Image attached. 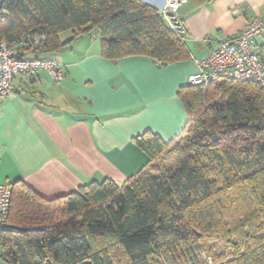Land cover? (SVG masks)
<instances>
[{"label":"trees","instance_id":"1","mask_svg":"<svg viewBox=\"0 0 264 264\" xmlns=\"http://www.w3.org/2000/svg\"><path fill=\"white\" fill-rule=\"evenodd\" d=\"M31 30L47 33L42 50L53 52L97 31L105 59L144 55L165 65L190 57L183 34L143 0H0V40ZM178 95L184 131L170 142L152 131L137 136L148 162L123 186L93 180L48 199L12 183L0 226L5 263L161 264L164 251L198 252L220 236L234 250L228 264H264V88L220 80ZM164 154L177 155V166L162 170Z\"/></svg>","mask_w":264,"mask_h":264},{"label":"crops","instance_id":"2","mask_svg":"<svg viewBox=\"0 0 264 264\" xmlns=\"http://www.w3.org/2000/svg\"><path fill=\"white\" fill-rule=\"evenodd\" d=\"M263 13L264 0H189L179 15L190 57L165 65L144 55L105 59L97 31L59 51L26 52L59 62L65 77L56 84L40 70L13 79L0 103V184L22 180L48 199L93 180L123 186L148 162L134 139L146 131L178 138L188 122L178 92L198 62Z\"/></svg>","mask_w":264,"mask_h":264},{"label":"built area","instance_id":"3","mask_svg":"<svg viewBox=\"0 0 264 264\" xmlns=\"http://www.w3.org/2000/svg\"><path fill=\"white\" fill-rule=\"evenodd\" d=\"M188 1L164 0L158 9L169 28L178 35L185 30L179 11ZM47 39V33L31 30L11 44L0 40V103L13 88V79L19 74L34 75L46 70L54 83L58 84L64 79L65 73L59 62L26 59L23 56L26 52L42 51ZM198 67V72L189 76V85L233 80L256 83L264 88V13L249 21L241 33L223 39L198 62ZM12 195L11 183L0 184V226L8 222Z\"/></svg>","mask_w":264,"mask_h":264},{"label":"rangeland","instance_id":"4","mask_svg":"<svg viewBox=\"0 0 264 264\" xmlns=\"http://www.w3.org/2000/svg\"><path fill=\"white\" fill-rule=\"evenodd\" d=\"M69 34L70 32H67V35ZM98 38L100 37L98 36ZM178 159L177 155L164 154L156 163L160 165L162 170H170L177 166ZM200 244L201 249L198 252H192V248L179 249L174 254L166 251L162 252L161 264H228L233 259L234 250L220 236L214 237L205 245ZM2 252L3 250L0 246V254ZM0 264H6L1 257Z\"/></svg>","mask_w":264,"mask_h":264}]
</instances>
